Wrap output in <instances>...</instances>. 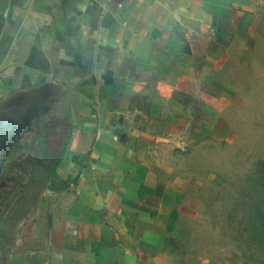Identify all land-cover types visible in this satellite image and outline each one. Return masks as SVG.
<instances>
[{
	"label": "crops",
	"instance_id": "crops-1",
	"mask_svg": "<svg viewBox=\"0 0 264 264\" xmlns=\"http://www.w3.org/2000/svg\"><path fill=\"white\" fill-rule=\"evenodd\" d=\"M260 49L264 0H0V100L53 97L68 130L13 264L184 261L178 214Z\"/></svg>",
	"mask_w": 264,
	"mask_h": 264
},
{
	"label": "rangeland",
	"instance_id": "rangeland-1",
	"mask_svg": "<svg viewBox=\"0 0 264 264\" xmlns=\"http://www.w3.org/2000/svg\"><path fill=\"white\" fill-rule=\"evenodd\" d=\"M249 61L239 66L234 126L206 162L207 172L219 175L203 177L178 214L186 257L179 264H264V49ZM44 100L37 92L0 100V264H13L22 223L48 186L50 154L56 157L68 136L62 106Z\"/></svg>",
	"mask_w": 264,
	"mask_h": 264
}]
</instances>
